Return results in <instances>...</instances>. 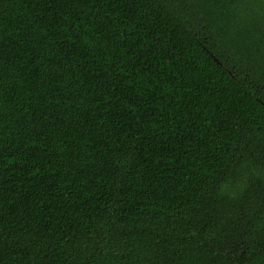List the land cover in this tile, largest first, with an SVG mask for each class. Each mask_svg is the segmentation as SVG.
I'll use <instances>...</instances> for the list:
<instances>
[{
	"label": "trees",
	"instance_id": "obj_1",
	"mask_svg": "<svg viewBox=\"0 0 264 264\" xmlns=\"http://www.w3.org/2000/svg\"><path fill=\"white\" fill-rule=\"evenodd\" d=\"M0 264H264V0H0Z\"/></svg>",
	"mask_w": 264,
	"mask_h": 264
}]
</instances>
